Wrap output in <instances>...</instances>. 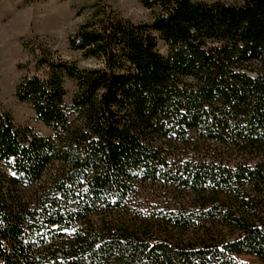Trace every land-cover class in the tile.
Masks as SVG:
<instances>
[{
  "label": "trees",
  "instance_id": "16d2710c",
  "mask_svg": "<svg viewBox=\"0 0 264 264\" xmlns=\"http://www.w3.org/2000/svg\"><path fill=\"white\" fill-rule=\"evenodd\" d=\"M142 4L87 9L95 68L34 48L16 97L51 135L0 110V264L264 259V0Z\"/></svg>",
  "mask_w": 264,
  "mask_h": 264
},
{
  "label": "rangeland",
  "instance_id": "374dc122",
  "mask_svg": "<svg viewBox=\"0 0 264 264\" xmlns=\"http://www.w3.org/2000/svg\"><path fill=\"white\" fill-rule=\"evenodd\" d=\"M98 0H0V110L11 114L18 126L35 128L48 136L52 131L35 119L33 108L18 101L16 89L26 76L41 74L35 66L38 45L51 50L57 56L76 62L80 68L99 65L94 59H86L81 52L69 48V38L84 23L87 9ZM199 2L234 3L238 0H192ZM117 14L134 23H150L152 14L142 0H103ZM159 51L166 55L167 46L158 42ZM67 100L75 92L72 82L66 83ZM141 201L156 205L151 194H144ZM156 201V202H154ZM241 264H264V259L250 255L236 257Z\"/></svg>",
  "mask_w": 264,
  "mask_h": 264
}]
</instances>
